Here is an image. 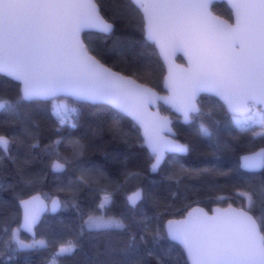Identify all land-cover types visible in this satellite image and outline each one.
Instances as JSON below:
<instances>
[{
  "label": "snow or ice",
  "instance_id": "obj_1",
  "mask_svg": "<svg viewBox=\"0 0 264 264\" xmlns=\"http://www.w3.org/2000/svg\"><path fill=\"white\" fill-rule=\"evenodd\" d=\"M131 3L138 10L145 40L155 45L168 65L165 81L169 96L158 97L145 84L114 71L91 54V46L81 37L82 31L95 29L107 33L113 28L97 0H0V73L20 83L17 101L55 98L63 93L112 104L143 129V143L153 157L152 170L166 152L187 151L186 145L165 134L171 131L166 117L147 112L156 100L171 104L188 122L190 113L200 112L198 94L211 93L223 101L231 122L241 132L258 126L260 131L253 135L264 136V0H227L234 23L213 14L214 0H131ZM180 53L187 58L186 68L173 62V57ZM146 69L145 65L140 70ZM10 107L9 101L0 99V111ZM69 111L75 109L64 104L54 106V115L61 125L70 122ZM198 133L212 135L203 123L199 124ZM30 135L27 129L22 135L0 134V149L7 154L10 144L23 146L24 137ZM61 143L57 139L45 145V151L55 156L51 163L53 171L64 170L70 162L58 151ZM68 145L75 157L83 155L84 145L79 139L69 140ZM240 161V167L249 171L264 168V148L242 155ZM199 171L206 169L195 174ZM135 175L139 174L129 173ZM21 179L32 183L30 177L22 175ZM77 180L89 183L83 174ZM259 190L264 192V184ZM256 191L251 185L237 188L236 196L244 203L240 207L229 203L226 208H215L211 215L203 208L189 207L182 219L167 220L163 230L158 226L152 232L153 241L166 236L178 242L187 264H264V215L254 214ZM97 193L96 211L83 220L79 235L85 230L127 231L128 225L121 217L106 212L113 193L107 187ZM140 199L139 189L127 196L132 207ZM19 205L20 228L32 232L47 204L40 195H34L19 200ZM59 206L60 202L52 199L51 210ZM20 228L12 229L9 237V246L16 245L14 251L50 246L45 239L33 238L31 242L19 239ZM134 240V235L130 236L128 245L132 246ZM52 246L55 248L52 264H56L58 257L72 256L80 247L78 236L54 240ZM166 256L167 252L156 256L158 264H164L162 257Z\"/></svg>",
  "mask_w": 264,
  "mask_h": 264
},
{
  "label": "trees",
  "instance_id": "obj_2",
  "mask_svg": "<svg viewBox=\"0 0 264 264\" xmlns=\"http://www.w3.org/2000/svg\"><path fill=\"white\" fill-rule=\"evenodd\" d=\"M97 3L113 29L109 35L83 34L92 54L109 67L163 92L164 66L155 46L144 38L136 7L130 0ZM212 11L232 20L224 2L214 3ZM177 60L183 62L180 56ZM145 65L147 69L140 70ZM19 88L17 82L0 74V99L11 104L7 111H0V134L22 135L25 129L31 133L24 137L23 146L12 143L7 154L0 149V264H52L53 241L74 236H78L80 247L70 257H58L56 264H158L156 256L163 252H167L162 257L164 264H187L178 244L166 236L153 241L152 232L158 226L163 230L168 219L184 216L193 206L207 211L229 203L240 207L244 201L237 198L236 190L248 185L257 189L254 214L264 215V192L259 190L264 184V169L251 173L239 168V156L264 147V136L253 135L257 127L241 132L213 96H200V112L192 116L188 125L160 105L161 112L174 119L176 138L187 144L188 152L168 154L152 170L153 157L144 147L138 127L128 117L105 104L66 98V106L75 112L68 113L70 122L61 125L52 111V100L18 102ZM201 123L209 127L211 136L198 133ZM57 139L63 141L58 151L70 161L62 173L51 171L55 156L45 151V145ZM75 139L84 145L79 158L68 145L69 140ZM34 143L39 146L30 147ZM202 169L206 171L195 174ZM82 174L89 181L87 185L77 180ZM22 175L32 178V183H25ZM105 187L113 193L107 214L121 217L128 230H85L79 235L83 220L96 211L97 190ZM137 189L141 199L132 207L127 196ZM35 193L46 199L57 195L62 202L58 213H46L36 227L34 238L45 239L50 246L14 251L16 245L9 246V237L12 229L19 228V200ZM18 235L21 240H33L20 231ZM132 235L135 240L129 246ZM149 252L156 255L150 256Z\"/></svg>",
  "mask_w": 264,
  "mask_h": 264
},
{
  "label": "water",
  "instance_id": "obj_3",
  "mask_svg": "<svg viewBox=\"0 0 264 264\" xmlns=\"http://www.w3.org/2000/svg\"><path fill=\"white\" fill-rule=\"evenodd\" d=\"M130 1H131V0H130ZM220 2H224V3L227 5V7L229 8V10L231 11L230 5L227 3V0H214V3H220ZM214 3H213V4H214ZM134 6H135V5H134ZM211 7H212V6H211ZM213 14H214V15H218V14H216V13H214V12H213ZM218 16H220V15H218ZM220 17H221V19L228 20V19H226V18H224V17H222V16H220ZM231 17H232V20H229V22L234 23V17H233V15H232V12H231ZM110 23H111V22H110ZM112 29H113V28H112ZM111 31H112V30H111ZM111 31H110V32H107V33H103V32H99V31H97V30H95V29H85V30L82 31V33H81V37H82V39H83V34H84L85 32H97V33H102V34H105V35H109V34L111 33ZM147 42L150 43V44H153V43L150 42V41H147ZM153 45H154V44H153ZM154 46H155V45H154ZM155 48H156V47H155ZM156 50H157V53H158V55H159L158 49H156ZM91 54H92V53H91ZM178 56H180V57L183 59V62H179V61L177 60ZM159 57H160V60L162 61V64H163V66H164V70H165V74H164V76H163V80H162V90H163V92H160V91H158L157 89L151 87L150 85H147V84H145V83H142V82L138 81L137 79H135V78L132 77V76H131V77H132L133 79H135V80L137 81V83L145 84L147 87L151 88L152 91L155 92L156 95H157L158 97H166V96H169V95H170V92H169L168 86H167L166 81H165V77L168 75V65L164 62L163 58H162L160 55H159ZM97 59H98V58H97ZM101 62H102V61H101ZM173 62H174V64H175L176 66H182V67H185V68L187 67V58L184 57L182 53L177 54L176 56H174V57H173ZM102 63H103V62H102ZM104 64H105V63H104ZM105 65H106V64H105ZM106 66H108V65H106ZM113 70H114V71H117V70H115V69H113ZM118 72H119V71H118ZM0 74L3 75V76H5V77H7V78H9V79H11V80H13V81H15V82H17V83L20 85V83H19L18 81L14 80L12 77H9V76H7L6 74H3V73H0ZM122 74H123V73H122ZM124 75H126V74H124ZM127 76H129V75H127ZM201 95H209V96H213V97L216 98L218 101H220V103L224 106L223 101H222L220 98H218L217 96H215L214 94L207 93V92H202V93L198 94V96H197V107H198L199 109H200V106H199V103H198V102H199V98H200ZM55 98H69V99H71V100H73V101H76V102H83V103H89V104H105V105L111 107L112 109H114L115 111H117V112L121 113L122 115H124V116L128 117L129 119H131L132 122L138 127V129H139V131H140L141 138H142V140H144V137H143V129L140 127L139 123H138L136 120H134L131 116H128L127 114H125V113H123V112H120V111H119L118 109H116L112 104H110V103H108V102H106V101L84 100V99H80V98L73 97V96H70V95H66V94H63V93L58 94L57 97H55ZM52 99H54V98L48 97V98H38V99H34V100L50 101V100H52ZM160 105H162V106L168 108L172 114L178 116V117L180 118L181 123L184 124V125H188V124H190V123L192 122V116H193L194 114H197V113H190L191 120L188 121V122H186L185 119H184L183 113L177 111V109H176L175 107H173V106H172L171 104H169V103H166L164 100H156L154 103L150 104V105L148 106V108H147V112L152 113V114H157V115L162 116V117H166V118L169 120V122H170V123H169V128L171 129V131L168 132V133H165L166 135L169 136V138L175 139V140L179 141L181 144H184V145L187 146V144H185L184 142H182V141H180L179 139L176 138L177 133H176V131L174 130V127H173L174 119L172 118L171 114H165V113H162L161 110H160ZM224 108H225L226 113H228L227 110H226V107H225V106H224ZM228 114H230V113H228ZM143 145H144V147L146 148V150L148 151V153H149V155H150V152H149L147 146H146L144 143H143ZM260 148H264V147H259V148L255 149V150L250 151V152L258 151ZM187 152H188V146H187V151H185V152H166V153L164 154L163 158L161 159V161H160L158 167L163 163L164 159L167 157L168 154L186 155ZM250 152L243 153V154H241V155L239 156V168H240L241 170H243V171L251 172V173L262 171L264 168L259 169V170H256V171H249V170H246V169H243V168L240 167V163H241V161H240V157H241L242 155L248 154V153H250ZM150 156H151V155H150ZM151 157H152V156H151ZM61 162H62V161H61ZM152 163H153V162H152ZM66 167H67V165H66ZM66 167H65V169L62 170V171H53L52 168H51V165H50V169H51V171H52L53 173H62V172H64V171L66 170ZM158 167H157V168H158ZM34 195H40L41 199L44 200L45 203L47 204V209L44 210V211L41 213L40 218H39L37 224H36V225L34 226V228H33V231H32V232H27L26 230L20 228V225L22 224V209L20 208V221H19L20 232L26 234L29 238H34V237H35L36 227L39 225L40 221L42 220V218L44 217V215H45L46 213H49V214H51V215H55V214L58 213V212L61 210V208H62V202H61V199H60L59 196H57V195H54V196H52L51 198H47V199H46V198H44L40 193H35V194H32V195H30V196H28V197H26V198H24V199H29L30 197H32V196H34ZM52 199H56V200H58V201L60 202V206H59L55 211H52V210H51V209H52ZM19 207H20V205H19ZM193 207H200V206H193ZM226 207H227V206L216 205V206H214V207L211 209V211H207V210H205L204 208H203V209H204L206 212H208L209 215H211L213 209H215V208H226ZM233 207H235V206H233ZM200 208H202V207H200ZM186 212H187V211H186ZM185 214H186V213H185ZM185 214H184V215H185ZM182 218H183V216L180 217V218H170V219H182ZM168 220H169V219H168ZM166 222H167V221H166ZM166 222H165V224H166ZM170 241H172V240H170ZM172 242L178 244V245L182 248V250H183L182 245H180L178 242H176V241H172ZM183 252H184V250H183ZM184 255H185V253H184ZM185 258H186V255H185ZM186 260H187V258H186Z\"/></svg>",
  "mask_w": 264,
  "mask_h": 264
},
{
  "label": "rangeland",
  "instance_id": "obj_4",
  "mask_svg": "<svg viewBox=\"0 0 264 264\" xmlns=\"http://www.w3.org/2000/svg\"><path fill=\"white\" fill-rule=\"evenodd\" d=\"M57 104H64V105H67V100L66 98H54L52 99V111L54 113V106L57 105ZM260 131V128L257 126V132ZM25 242H31V241H25Z\"/></svg>",
  "mask_w": 264,
  "mask_h": 264
},
{
  "label": "built area",
  "instance_id": "obj_5",
  "mask_svg": "<svg viewBox=\"0 0 264 264\" xmlns=\"http://www.w3.org/2000/svg\"><path fill=\"white\" fill-rule=\"evenodd\" d=\"M69 113L71 114V111H69ZM58 123H59V121H58Z\"/></svg>",
  "mask_w": 264,
  "mask_h": 264
}]
</instances>
